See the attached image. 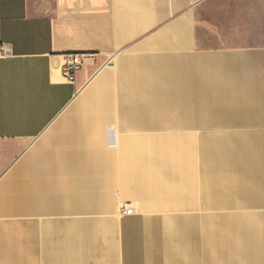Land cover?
<instances>
[{"label":"crops","instance_id":"0c3cea01","mask_svg":"<svg viewBox=\"0 0 264 264\" xmlns=\"http://www.w3.org/2000/svg\"><path fill=\"white\" fill-rule=\"evenodd\" d=\"M0 264H264V0H0Z\"/></svg>","mask_w":264,"mask_h":264},{"label":"rangeland","instance_id":"374dc122","mask_svg":"<svg viewBox=\"0 0 264 264\" xmlns=\"http://www.w3.org/2000/svg\"><path fill=\"white\" fill-rule=\"evenodd\" d=\"M116 105L114 103L111 104V106L108 104V96L106 95V89L100 82L93 83L78 99H76L69 108L59 117V121L63 122L68 120L69 118L77 115L82 110L85 111V113L89 115H95V117H98L97 121H89L87 122L90 124H97L99 123L102 126L103 129V146L106 151L113 150L114 152V163L115 168L112 172V178H111V187H109V195L111 198V208L110 210L101 209L100 210V216L105 220L101 223V228H106L108 224V218L110 215H116L120 211V204H122L125 201H121L120 204L117 202L116 199V193L114 189V182H115V171H117V159H116V145L109 144L110 138H108L109 131L113 130L116 132V136L125 128L122 127H109V124L118 125L119 119L123 115V113H119L117 111H114L112 108H114ZM111 109V110H110ZM170 115V113H168ZM170 119V116L168 117ZM88 124L87 127L83 128L84 132L87 133L88 131L93 132L91 125ZM88 135V133H87ZM90 136L94 134H89ZM95 141V140H94ZM87 143V142H86ZM87 146V145H85ZM85 149H88V147H85ZM90 151L93 150L95 152V146L89 147ZM85 154L87 152L85 151ZM102 199H104V196L102 195ZM137 212V208H136Z\"/></svg>","mask_w":264,"mask_h":264},{"label":"built area","instance_id":"2783aa9c","mask_svg":"<svg viewBox=\"0 0 264 264\" xmlns=\"http://www.w3.org/2000/svg\"><path fill=\"white\" fill-rule=\"evenodd\" d=\"M6 50V49H5ZM7 51V50H6ZM83 55L79 53H70L65 56V62L62 68L63 77L69 82H75L76 75L84 65ZM120 211L124 215H132L136 212V206L129 201L121 204Z\"/></svg>","mask_w":264,"mask_h":264}]
</instances>
